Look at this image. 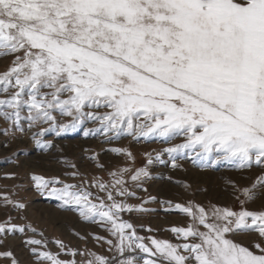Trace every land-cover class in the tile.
Masks as SVG:
<instances>
[{
    "label": "snow or ice",
    "instance_id": "obj_1",
    "mask_svg": "<svg viewBox=\"0 0 264 264\" xmlns=\"http://www.w3.org/2000/svg\"><path fill=\"white\" fill-rule=\"evenodd\" d=\"M9 55L12 65L0 73V117L23 131L19 121L27 108L29 128L48 124L34 134L37 146L51 145L36 138L48 130L60 135L92 121L99 126L87 129L86 136L183 133L187 142L167 149L170 154L198 145L204 156L216 155L212 164L264 166V0H0V57ZM56 112L70 119L57 123ZM147 176L146 169H138L131 180ZM33 180L65 206L75 205L83 219L99 217L111 225L117 242L107 243L117 256L91 253L86 264H138L131 254L136 250L153 257H140L143 264H264V211L206 212L196 206L194 212L191 205L177 204L194 223L172 231L199 242L152 238L153 250L132 224L119 220L120 212L137 207L117 202L104 184L99 186L112 203L97 205L89 200L91 193L72 191L74 185L49 188L45 178ZM124 184L115 180L116 194L134 195ZM242 195V204L264 197V174ZM4 202L12 203L7 197ZM15 231L25 227L0 224V233ZM237 234H255V250L230 238ZM31 252L38 261L75 264L37 247ZM11 264L18 261L13 257Z\"/></svg>",
    "mask_w": 264,
    "mask_h": 264
},
{
    "label": "rangeland",
    "instance_id": "obj_2",
    "mask_svg": "<svg viewBox=\"0 0 264 264\" xmlns=\"http://www.w3.org/2000/svg\"><path fill=\"white\" fill-rule=\"evenodd\" d=\"M12 59L11 55L0 57V73L11 67ZM3 95L0 92V96ZM107 110L98 109L100 112ZM53 114L57 116V123L70 119L58 112ZM26 115L27 108L21 112L19 121L23 131L17 130L11 120L0 117V224L25 227L23 233H0V253H12L11 257L0 255V264H11L13 257L18 264H51L48 260L38 261L31 247L50 252L62 261H75V264H86L93 259L91 253L109 258L117 256L116 249L107 243L108 240L117 242V237L108 230L110 224L100 221L99 217L83 219L75 205L65 206L60 199L49 196L47 190H40L33 180L34 175L45 178L49 188L67 184L75 186L72 191L91 193L89 200L97 205L101 200L104 204L112 203L107 199V191L99 186L104 184L117 202L137 207L138 210L120 212L119 220L132 224L137 235L153 250L152 238L172 244L199 242L172 231L194 223L191 215L175 208L177 204L191 205L194 212L196 206L203 207L206 212L213 207L264 211V197L241 203L244 201L242 189L250 188L257 177L264 174V166L253 163L248 168H239L225 160L212 164L216 155L204 156L198 145L177 148L170 154L167 149L187 142L183 133L170 138L153 134H123L111 138L102 133L86 136L87 129L99 126L98 122L88 121L60 135H56L58 129L38 135L36 138L42 143L52 142L45 149L37 146L34 134H38L40 128L48 129V124L29 128ZM138 169H146L148 176L132 181L131 176ZM54 178H58L59 183ZM117 178H122L124 186L134 195H117ZM5 197L12 203L6 204ZM21 203L24 208L16 206ZM196 227L206 231L198 222ZM254 235L237 234L230 238L255 250ZM28 239L43 243L29 246L25 243ZM58 240L63 248L56 243ZM131 254L137 257L138 264H143L140 257L153 258L139 250Z\"/></svg>",
    "mask_w": 264,
    "mask_h": 264
}]
</instances>
